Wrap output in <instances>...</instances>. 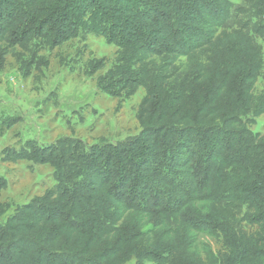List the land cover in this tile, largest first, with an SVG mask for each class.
Masks as SVG:
<instances>
[{
	"label": "trees",
	"instance_id": "obj_1",
	"mask_svg": "<svg viewBox=\"0 0 264 264\" xmlns=\"http://www.w3.org/2000/svg\"><path fill=\"white\" fill-rule=\"evenodd\" d=\"M248 1L254 30L227 28L233 0H0V69L16 46L89 30L120 49L98 87L146 92L133 136L5 150L9 162L50 165L56 184L7 217L0 201V264H264V135L247 121L264 113L253 94L264 0ZM236 204L255 234L238 233Z\"/></svg>",
	"mask_w": 264,
	"mask_h": 264
},
{
	"label": "rangeland",
	"instance_id": "obj_2",
	"mask_svg": "<svg viewBox=\"0 0 264 264\" xmlns=\"http://www.w3.org/2000/svg\"><path fill=\"white\" fill-rule=\"evenodd\" d=\"M228 29L241 25L255 29L261 22L248 0H233ZM263 67L254 88L256 106L264 99V38H258ZM119 48L87 30L59 46L32 39L25 47L8 50L0 69V175L7 187L0 192L5 217L18 206L53 188L54 169L28 160L9 162L5 150L19 151L30 143L49 145L64 137L79 138L94 145L106 139L117 142L140 132L138 109L146 92L141 86L106 93L97 79L119 62ZM103 59L104 66L90 74L91 61ZM160 61L152 58V67ZM252 131L264 135V113L248 115ZM240 235L249 237L256 226L249 208L230 207ZM248 216V217H247ZM217 255L227 252L222 239L212 240ZM133 264V263H129Z\"/></svg>",
	"mask_w": 264,
	"mask_h": 264
}]
</instances>
